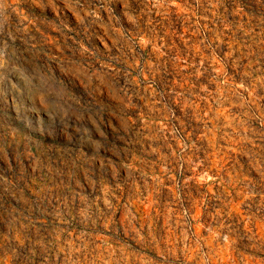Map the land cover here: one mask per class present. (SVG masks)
<instances>
[{
  "label": "rangeland",
  "instance_id": "1",
  "mask_svg": "<svg viewBox=\"0 0 264 264\" xmlns=\"http://www.w3.org/2000/svg\"><path fill=\"white\" fill-rule=\"evenodd\" d=\"M0 264H264V0H0Z\"/></svg>",
  "mask_w": 264,
  "mask_h": 264
}]
</instances>
